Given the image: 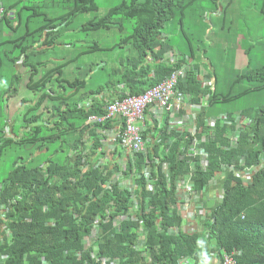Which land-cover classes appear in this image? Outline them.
<instances>
[{
  "label": "trees",
  "instance_id": "obj_1",
  "mask_svg": "<svg viewBox=\"0 0 264 264\" xmlns=\"http://www.w3.org/2000/svg\"><path fill=\"white\" fill-rule=\"evenodd\" d=\"M78 1L0 0L4 9L0 26L7 35L0 42V71L8 62L18 73L10 77L3 95L0 89V111L3 97L8 99L11 91L16 94L13 83L19 81L21 75L16 64L26 65L31 56L54 48L61 31L79 14L97 12L95 0ZM205 1L203 13L206 14L210 4L217 7L215 0ZM230 2L225 4L220 16L227 14ZM198 4L199 0H119L103 17L85 23L80 31L109 30L116 24L114 29L121 32L124 22H133L129 34L120 37L119 44L104 49L113 53L121 50L115 60L120 67L111 70L110 80L104 86L80 98L81 103L93 100L89 108L67 102L86 87L83 80L64 78V67L71 60L51 67L37 81L33 77L40 66L44 68V63L27 65L31 71L26 88L37 96L30 101L22 100L24 134L13 133L14 139L6 134L8 124H0V163L7 151L14 152L19 147L35 149L37 154L50 152L51 156L36 167L31 166L32 154L27 160L19 158L7 177L0 181V215L4 211V217H0V264H198L202 251L208 254L211 251L220 260L224 254L232 255L236 264H264V105L240 112L253 123L243 130L235 149H225L227 141L223 136L228 125L223 126L217 120L215 137L202 145L207 154L205 166L199 156L192 157L190 153L193 139L189 133L169 131L168 116L161 126L153 120L152 131L157 138L148 150V158L159 159L152 167L153 191L145 190L140 176L142 156L137 158L134 169L131 164L128 168L138 177V193L148 199L149 210L138 216L140 222L115 223L116 217L126 216L130 194L120 190L117 182L110 183L117 165L102 162L106 156L102 142L106 139L104 132L111 127V122L87 124L90 117L105 115L102 107L108 94L110 97L120 91L130 96L143 94L168 78L186 58L194 61L195 66L179 83L178 90L192 96V103L199 102L197 97L202 91L199 71L203 68L213 81L212 86L205 89V94L209 95L208 106L198 115V125L223 114L212 112L219 104L255 90L242 88L234 94V87L242 82L257 81L259 88H264V67L250 70L246 66L235 75L225 92L217 91V72L211 63L208 71L200 60L206 50L193 46L194 42L200 43L197 31L192 29L189 35L184 32L185 26L191 23L189 17L194 13L193 20L197 17L192 8H197ZM254 5L258 15L264 16V0H254ZM259 16L254 19L256 27H259ZM173 24L180 28L178 37L183 39L182 45L185 44L183 50L179 49L181 42L176 38L178 30L175 31ZM249 36L252 42L264 39L263 33L250 32ZM252 47L256 45L249 46L246 53ZM175 48L179 59L172 62L168 54L174 53ZM100 49L94 43L82 54ZM251 60L248 56L249 64ZM119 87L122 89L118 90ZM67 89L72 92L67 94ZM48 101L59 102L60 106L50 107L46 105ZM86 136L93 142L87 153L82 149ZM66 138H69L67 142ZM62 141H65L66 152L61 162L55 157L62 153L58 146ZM261 162L263 166L252 180L244 183L240 178L243 169L258 168ZM165 165L166 173L162 170ZM227 165L233 166L234 171L224 179L221 201L211 209L207 220L200 219L195 226L185 228L177 208L178 183L192 172L191 188L199 193L221 173V166ZM106 183H110L107 188ZM140 227L144 229L143 239L138 234ZM94 229L98 230V254L92 257L91 249H85L83 240ZM201 240L203 248L197 243ZM237 252L240 253L237 255Z\"/></svg>",
  "mask_w": 264,
  "mask_h": 264
},
{
  "label": "rangeland",
  "instance_id": "obj_2",
  "mask_svg": "<svg viewBox=\"0 0 264 264\" xmlns=\"http://www.w3.org/2000/svg\"><path fill=\"white\" fill-rule=\"evenodd\" d=\"M80 1V0H79ZM78 1V2H79ZM119 0H95L98 5L97 12H89L86 14H79L74 18L73 22L67 29L61 31V35L58 37L55 42L54 48L49 49L42 55L31 56L26 61V65L23 64L19 68L20 79L13 83L14 89H16V94H8V102H3L5 97L2 99L3 108L0 111V124L3 126V123H7L6 118H11L12 126L14 128L13 133L19 135L20 127L23 126L22 123V113L17 117L16 120L13 119V116H8L5 111L6 106L9 109L19 107L22 100H32L37 94L32 93L31 90L26 88V84L29 80V73L31 70L28 69L27 65L36 64V62L44 63V68L41 66L38 69V74L34 75L33 79L37 81L39 77L48 69L53 66H58L61 63H64L68 60H71L64 67V78L69 81L75 79H80L86 82V87L80 91L78 95L68 99V104L72 103H81L79 102L80 98L83 95H89L91 92L96 91L99 86H104L109 80V75L111 70L119 69L120 66L116 63V57L121 53L120 49H116V52H111L104 50L110 48L116 44L120 43V37H126L133 22H124L123 30L120 32L118 29H114L116 24L112 26L109 30H99V31H80V28L90 20L94 18L103 17L108 9ZM217 7L209 5L206 7L208 13H203L205 0H199V4L192 9L197 13L196 19L193 20L195 13L189 17L188 22H191L190 25L185 26L184 32L189 35L192 29H195L198 33V41L194 42V48L205 49L206 53L201 54L204 58L200 60L205 64L208 71H210V63L217 72L219 79L217 85V91L223 93L227 90L228 86L231 84L233 78L237 73L242 72L243 69H246L249 66L250 70L257 69L263 70L264 67V39L256 42L251 41L249 38L250 32L252 34L263 33L264 34V16L258 15V8L254 5V0L244 4L241 0H231L230 7L227 10V14L220 16H214L212 13L216 11L223 12L225 4L230 0H215ZM212 12V13H211ZM204 14V16H203ZM256 16H259V27H256L254 24V19ZM202 17V18H201ZM130 25V27H129ZM171 26V25H170ZM172 27L178 30V35L176 38L181 42L180 50H183L182 45L183 39H179L178 36L181 35L180 28L178 25L173 24ZM171 29V32L174 34V29ZM4 28L0 26V42L6 39L4 38L2 32ZM249 29V34L247 30ZM256 42V43H255ZM96 43L101 49L98 51H93L91 53H83L87 49V46H91ZM256 45L252 47L247 53L246 49L251 45ZM8 47V46H7ZM103 49V50H102ZM175 52H179L178 49H174ZM11 54H8L10 57ZM248 56L252 59L250 64L248 62ZM247 66V67H246ZM246 67V68H245ZM212 70V69H211ZM18 75L14 67H12L8 62L6 66L3 67L0 71V89L1 94L4 89L8 87V79L12 75ZM260 84L257 81L251 82H242L241 84L234 87V94L239 92L242 88H254L255 90L246 96L236 98L230 102L221 103L216 106L212 112L214 114L220 113H230L233 116H237L243 110L253 111L255 108L261 107L264 105V88L260 89ZM258 88V89H257ZM67 94L72 92L71 89H67ZM3 95V94H2ZM93 97V96H92ZM96 98V97H95ZM84 104V103H81ZM46 105L60 106L59 102H46ZM24 108V107H23ZM22 108V110H23ZM7 110V109H6ZM214 116V115H213ZM14 120V121H13ZM8 124V123H7ZM9 125V124H8ZM5 129V128H4ZM26 130L24 131V133ZM23 133V134H24ZM67 139L66 138V142ZM62 153H59L55 158H58L61 162L64 160L66 145L65 141H62V144H58ZM33 162H31L32 167L38 166L40 163H43L44 159H48L51 156V153L43 152L42 154H37L35 149H25V148H16L14 152L7 151L3 160L0 163V181L4 180L8 173L11 170L12 164L19 158L28 159L31 157ZM212 189L221 190V183L217 182L211 186Z\"/></svg>",
  "mask_w": 264,
  "mask_h": 264
},
{
  "label": "built area",
  "instance_id": "obj_3",
  "mask_svg": "<svg viewBox=\"0 0 264 264\" xmlns=\"http://www.w3.org/2000/svg\"><path fill=\"white\" fill-rule=\"evenodd\" d=\"M4 15V9L0 4V19ZM172 62H176L179 57L177 52L171 53L169 56ZM195 66V62L186 58L185 62L176 69L168 78H166L159 85L149 88L143 94L138 96H130L126 92L114 93L113 97H106L102 110L105 115L101 117L92 116L89 118L87 124L94 126V124H105L107 121L111 122V127L107 128L108 131L104 132L106 139L103 140V151L106 156L102 160L105 165L111 164L113 167L117 165L116 173L110 183L118 184L120 190H126L130 194V201L128 202V212L126 216L121 218H115L116 224L120 221H133L140 222L138 216L144 214L149 210L148 199H143L138 193L139 186L137 184L138 177L128 171L129 164L134 169L136 167L135 162L139 156H142L143 163L141 166L140 176L143 177L145 182V190L150 192L154 189L155 180L152 178V167L159 163V159L156 157L148 158L149 152L152 146L155 145L157 136L152 131L153 120L158 121V125L161 126L165 117H169V131H175L178 133H189L193 139V146L191 149L192 157L199 156L201 164L205 166L207 154L202 145L207 139H213L217 130V120L222 125H228L226 133L223 138L227 141L225 149H235L239 137L243 130L253 123V120L245 117L241 114L232 116L230 118L226 114L219 115L217 118H211L204 120L203 125H198V115L203 112L208 106L209 95L205 94V89L212 86V80L206 76L205 70L202 68L198 74V80L201 83V93L198 94V103H192L193 97L178 90L179 83L185 78L186 74ZM124 96L123 98H120ZM113 98V99H112ZM93 100L86 101L83 106L91 107ZM195 110L196 113L192 111ZM151 114V124L146 122L147 113ZM151 130L152 132H148ZM103 132V131H102ZM148 132V133H147ZM146 137H144V134ZM9 135V132L6 131ZM84 145L82 149L87 152L93 146V142L88 140L86 136L84 138ZM153 143L151 146L150 144ZM161 148L160 150H162ZM82 154H84L82 152ZM153 155V154H152ZM263 162L258 168L246 167L240 173V178L244 183H248L252 180L258 170L263 166ZM167 166H163L164 173L167 172ZM234 171L233 166H221V173L217 175L204 189H212L211 186L214 183L220 182L221 186L228 173ZM193 173H189L184 176L183 180L178 183V199L177 208L183 218L188 220V226H195L200 219L209 218V210L206 206V202L209 201V194H212L208 190L202 193L194 192L191 188ZM109 183V184H110ZM106 183L105 188L109 185ZM216 202H220L222 194L219 193L215 197ZM4 214V211L2 212ZM0 217L3 218L4 215ZM117 226V225H115ZM185 226V228H186ZM144 229L140 227L139 236L143 235ZM98 230L94 229L90 236L85 237L83 244L85 249H91L92 257L98 254L97 248ZM237 252L235 254H239ZM222 264H236L232 255L224 254Z\"/></svg>",
  "mask_w": 264,
  "mask_h": 264
},
{
  "label": "crops",
  "instance_id": "obj_4",
  "mask_svg": "<svg viewBox=\"0 0 264 264\" xmlns=\"http://www.w3.org/2000/svg\"><path fill=\"white\" fill-rule=\"evenodd\" d=\"M206 13H208V12H206ZM212 13V12H211ZM210 13H208V14H206V15H209ZM214 16H219V14H220V11L218 12H215V13H212ZM3 36L4 37H6L5 36V33L3 34ZM170 55V53L168 54V56ZM23 64H22V62H18L17 64H16V66H17V69L19 70L20 68V66H22ZM29 73V76H30V72H27V70H26V74H28ZM8 80H10V78L8 79ZM122 88L121 87H119L118 88V90H121ZM111 91V90H110ZM14 93V92H13ZM13 93H10V94H13ZM61 93H63V92H61ZM108 97H110V94H108ZM5 102H8V100H7V98H5ZM21 103H22V101H21ZM23 107H25V105L24 106H19V107H16V108H13L12 110L11 109H9V107H7L6 106V109H5V111L7 112V115L8 116H13V119L14 120H16L17 119V117L22 113V108ZM193 113H196V111L195 110H193L192 111ZM151 114H152V112H148L147 113V119H146V122L150 125L151 124ZM13 120V121H14ZM6 121H7V123L9 124L8 126V130H10V133H12L13 134V131H14V128H13V126H12V122H11V118L9 117V118H6ZM24 131H25V129L23 128V127H20V129H19V135L21 136L23 133H24ZM212 194H214V196H215V194L218 192V190L217 189H212ZM211 197H210V194H209V198L208 199H210ZM205 249H207V248H205ZM209 257H210V260H209V264H217L218 263V261H219V258H218V256H216V254L214 255L211 251H209ZM200 257V260H199V262H198V264H201V256H199Z\"/></svg>",
  "mask_w": 264,
  "mask_h": 264
},
{
  "label": "clouds",
  "instance_id": "obj_5",
  "mask_svg": "<svg viewBox=\"0 0 264 264\" xmlns=\"http://www.w3.org/2000/svg\"><path fill=\"white\" fill-rule=\"evenodd\" d=\"M219 12V11H218ZM178 53V52H177ZM171 54V53H170ZM169 58V57H168ZM212 80V79H211ZM212 84H213V81H212ZM223 114H225V113H223ZM241 114V113H240ZM220 115H222V114H220ZM227 115V114H226ZM208 119H211V118H208ZM207 120V119H206ZM222 125V124H221ZM7 131L9 132V135L12 137V138H14V136H13V134L12 133H10V130H8V128H7ZM15 139V138H14ZM205 190H208V192H210L211 194H212V189H205ZM205 190H203V191H205ZM218 190V192L215 194V196H214V194H212V197L210 198V199H208L209 201H207L206 202V206H207V208H208V210H209V213L211 212V209L216 205V204H218V202H216V199H215V197L217 196V194H219V193H221L222 194V192H221V190H219V189H217ZM203 191H201V193L203 192ZM200 193V192H199ZM211 214V213H210ZM210 214H209V217H210ZM183 221H184V224L185 225H183L184 227L187 225V223H188V220L186 219V218H183ZM197 223V222H196ZM196 225V224H195ZM187 227V226H186ZM198 243V245L201 247V248H203L204 247V241L203 240H201V241H198L197 242ZM214 254V253H213ZM200 255H201V264H209V260H210V257H209V255H208V253H207V251H202L201 253H200ZM215 255V254H214ZM217 264H222V260H220L219 259V261H218V263Z\"/></svg>",
  "mask_w": 264,
  "mask_h": 264
}]
</instances>
